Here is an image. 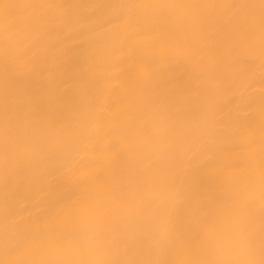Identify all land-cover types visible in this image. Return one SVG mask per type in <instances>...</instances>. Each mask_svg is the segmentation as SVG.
Instances as JSON below:
<instances>
[{"label":"bare ground","instance_id":"1","mask_svg":"<svg viewBox=\"0 0 264 264\" xmlns=\"http://www.w3.org/2000/svg\"><path fill=\"white\" fill-rule=\"evenodd\" d=\"M262 183L259 0H0V264L230 259Z\"/></svg>","mask_w":264,"mask_h":264},{"label":"snow or ice","instance_id":"2","mask_svg":"<svg viewBox=\"0 0 264 264\" xmlns=\"http://www.w3.org/2000/svg\"><path fill=\"white\" fill-rule=\"evenodd\" d=\"M262 17H264V0H259ZM179 194H177V199ZM253 200V193L242 191L238 193L233 211L228 217L230 225L228 231L223 236H218L222 219L211 212L205 214L203 224V234L205 242L209 245L214 255H219L223 251L230 254V259L212 260H189L181 264H264V183L261 187V226L259 235L253 227L247 223L248 211ZM168 234H171L169 228ZM259 247L260 259H255V254ZM89 264H141V262L127 261L117 262L111 260L92 261Z\"/></svg>","mask_w":264,"mask_h":264}]
</instances>
